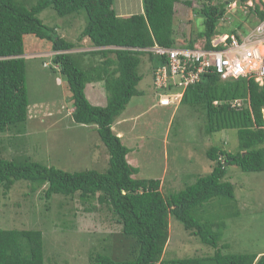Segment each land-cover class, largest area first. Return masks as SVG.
<instances>
[{"label":"trees","instance_id":"trees-1","mask_svg":"<svg viewBox=\"0 0 264 264\" xmlns=\"http://www.w3.org/2000/svg\"><path fill=\"white\" fill-rule=\"evenodd\" d=\"M24 2L27 0H0V133L15 131L9 140L19 145V135L26 131L30 109L25 37L49 39L55 51V66L66 77L71 92L72 122L96 126L109 152V166L105 172L93 169L69 172L28 155L19 160L6 159L0 147V184L5 191L16 181L25 179L36 185L34 190L45 186L47 199L54 194L79 193L85 202L97 199L100 205H106L121 224L120 241L126 247L115 254L108 245L109 253L93 257L97 264H264V253L224 252L229 245L221 243L213 223L197 216L199 208L213 198L236 199L234 184L224 179L227 165L236 164L245 172L264 173V82L260 84L253 78L222 80L214 72H208L187 88L181 103L204 108L208 132L236 129L239 145L236 152L212 146L207 150L213 162L211 172L166 197L160 179L135 176L138 168L127 158L130 149L114 132L113 124L131 98L142 93L137 88L143 78L139 71L142 54L149 55L154 62L153 77L154 67L164 62L144 48L156 43L169 48H191L197 44L193 38L185 45L176 43L174 18L180 0H142L143 10L128 16L118 14L115 0H37L30 7ZM49 7L60 16L85 10L86 24L76 41L59 35L55 27L39 18ZM250 9L256 18L253 24L264 19V8L259 4ZM200 11L204 15V30L197 35L210 46L219 32V21L227 14L226 0H208ZM85 38L90 39L95 49L74 51ZM93 82L103 83L106 105L93 104L87 97V85ZM237 99L243 102L241 106H233ZM21 140L27 142L24 135ZM170 216L212 246L215 253L165 257ZM0 264H45L43 231L0 228Z\"/></svg>","mask_w":264,"mask_h":264},{"label":"rangeland","instance_id":"rangeland-1","mask_svg":"<svg viewBox=\"0 0 264 264\" xmlns=\"http://www.w3.org/2000/svg\"><path fill=\"white\" fill-rule=\"evenodd\" d=\"M36 2L27 0L24 3L30 7ZM207 2H178L174 18L177 44L185 45L192 38L197 44L204 42L197 34L204 30V15L200 8ZM261 2L264 0H247L245 3L235 0L227 5L225 19L219 21L217 29L229 33L233 29L239 30L242 24L240 31L248 30L256 20L250 6ZM126 5L131 6L130 10L121 13H140L143 7L142 0H115L114 7L119 13ZM39 18L70 41H76L86 24L85 10L60 16L49 7L39 14ZM52 46L49 39L34 35L25 37L30 109L26 131L22 135L27 142L22 143V135H19L21 146H16L9 140L15 131L0 133L2 157L19 160L28 155L35 161L69 172L88 169L105 172L109 166L107 147L95 125L88 127L72 122L69 115L73 112L71 92L66 77L55 66ZM90 49L95 47L86 38L74 51ZM45 62L48 66H44ZM153 64L149 55L142 54L139 71L143 78L137 85L142 93L131 98L115 120L113 129L115 133H123L122 141L130 149L128 161L138 168L135 176L160 179L161 191L169 197L211 172L213 162L207 156L208 149L219 146L236 152L239 140L236 129L208 132L205 110L200 105L180 102L160 107L158 101L164 92L153 85ZM93 83V88L87 85V97L93 104L106 105L103 83ZM224 179L234 184L237 200L213 198L199 208L197 216L213 223L221 243L229 245L224 252L264 251V173L245 172L233 164L227 165ZM34 186L31 181L20 179L6 192L0 184V228L42 230L45 264H97L93 257L109 253L108 245L115 254L125 250L119 235L121 224L106 205H100L97 199L92 203L85 202L79 198V193L75 196L54 194L47 199L45 186L37 190ZM169 222L170 239L165 257L215 253L212 246L203 243L174 216H170Z\"/></svg>","mask_w":264,"mask_h":264},{"label":"built area","instance_id":"built-area-1","mask_svg":"<svg viewBox=\"0 0 264 264\" xmlns=\"http://www.w3.org/2000/svg\"><path fill=\"white\" fill-rule=\"evenodd\" d=\"M259 6L263 9L264 2ZM250 8L255 6L251 4ZM144 50L164 60L153 69V85L164 92L158 101L161 106L180 103L187 88L208 72L222 80L253 78L260 84L264 82V19H258L246 31L218 34L210 46L204 40L191 48H169L156 43ZM242 104L237 99L233 106Z\"/></svg>","mask_w":264,"mask_h":264},{"label":"crops","instance_id":"crops-1","mask_svg":"<svg viewBox=\"0 0 264 264\" xmlns=\"http://www.w3.org/2000/svg\"><path fill=\"white\" fill-rule=\"evenodd\" d=\"M127 7L126 8H123V7H121L120 8V12L118 13V14H120V15H124V16H128V15H131L130 13L129 14H125V13H121V12H124V11H127V10H130V8H131V6H128V5H126ZM142 10H143V7H142ZM86 39V38H85ZM90 85V88L92 87H94V83H91V84H89ZM96 91V90H95ZM159 104V103H158ZM160 107H168V106H161L160 105ZM73 110H74V107L72 108ZM71 114L72 113H70L69 115L71 116ZM71 119H72V117H71ZM73 121V120H72ZM113 128H114V126H113ZM114 130V129H113ZM117 133V135H119V136H121V138H123V133L122 132H116ZM212 167H213V165H212ZM264 253V251H260L258 254L259 255H261V254H263Z\"/></svg>","mask_w":264,"mask_h":264},{"label":"clouds","instance_id":"clouds-1","mask_svg":"<svg viewBox=\"0 0 264 264\" xmlns=\"http://www.w3.org/2000/svg\"><path fill=\"white\" fill-rule=\"evenodd\" d=\"M234 2H235V1H234ZM234 2H233V3H234ZM233 3H231V4H233ZM231 4H230V5H231ZM231 8H232V7H231ZM224 19H225V17L223 18V20H224ZM238 28H239V27H238ZM240 30H241V28H240L239 30H237L236 32H239ZM218 31H219V30H218ZM231 32H233V31H231ZM231 32H229V33H231ZM224 33H225V32H220V31H219V32H217V34H215L213 37L217 36L218 34H224ZM204 40H205V39H204ZM200 42H201V41H200ZM53 54H55V51L53 52ZM45 65L48 66L46 62L44 63V66H45Z\"/></svg>","mask_w":264,"mask_h":264},{"label":"water","instance_id":"water-1","mask_svg":"<svg viewBox=\"0 0 264 264\" xmlns=\"http://www.w3.org/2000/svg\"><path fill=\"white\" fill-rule=\"evenodd\" d=\"M235 0H226V5H230L231 3H233Z\"/></svg>","mask_w":264,"mask_h":264}]
</instances>
